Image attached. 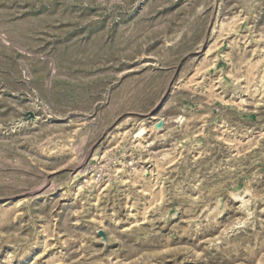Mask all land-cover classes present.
<instances>
[{"label":"rangeland","instance_id":"374dc122","mask_svg":"<svg viewBox=\"0 0 264 264\" xmlns=\"http://www.w3.org/2000/svg\"><path fill=\"white\" fill-rule=\"evenodd\" d=\"M263 74L264 0H0V264H264Z\"/></svg>","mask_w":264,"mask_h":264},{"label":"bare ground","instance_id":"6f19581e","mask_svg":"<svg viewBox=\"0 0 264 264\" xmlns=\"http://www.w3.org/2000/svg\"><path fill=\"white\" fill-rule=\"evenodd\" d=\"M235 48V47H234ZM232 55V54H231ZM233 55H234V52H233ZM240 62V64H241V61H239ZM245 64H247V63H245ZM250 65H254V64H250ZM243 67V66H242ZM251 69V68H250ZM240 70H241V68H240ZM243 70V69H242ZM251 74V73H250ZM249 74V75H250ZM248 76V75H247ZM253 76V75H252ZM263 78H264V74H263ZM250 82V81H249ZM248 85V84H247ZM175 119H177L179 122H182V119H185V117L183 116V115H177V116H175ZM171 121H172V119H171ZM176 123V121H173V123ZM156 124V128H159V127H161L160 125V123H155ZM163 124V123H162ZM140 128V127H139ZM146 126L144 127H142L141 129H139L137 132H136V141H138V140H140V138H143V137H145V135H144V133H146L145 131H146ZM141 143V142H140ZM141 144H143V143H141ZM163 155H165V156H168V153H166L165 152V154H163ZM138 171V170H137ZM147 171V170H146ZM146 173V172H145ZM145 175V174H144ZM87 184H90L91 183V179H88L87 180V182H86ZM79 189H83V186L82 187H78ZM94 189V188H93ZM234 193V192H233ZM233 195H235V194H233ZM236 196V195H235ZM237 197H239V196H237ZM239 198H242V197H239ZM27 257V256H26Z\"/></svg>","mask_w":264,"mask_h":264}]
</instances>
